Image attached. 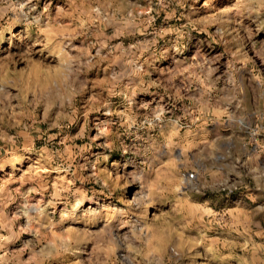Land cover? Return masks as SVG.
<instances>
[{"label":"rangeland","instance_id":"1","mask_svg":"<svg viewBox=\"0 0 264 264\" xmlns=\"http://www.w3.org/2000/svg\"><path fill=\"white\" fill-rule=\"evenodd\" d=\"M0 264H264V0H0Z\"/></svg>","mask_w":264,"mask_h":264},{"label":"built area","instance_id":"2","mask_svg":"<svg viewBox=\"0 0 264 264\" xmlns=\"http://www.w3.org/2000/svg\"><path fill=\"white\" fill-rule=\"evenodd\" d=\"M185 178L188 180V181H194L196 179V173L195 172H186L185 173Z\"/></svg>","mask_w":264,"mask_h":264}]
</instances>
